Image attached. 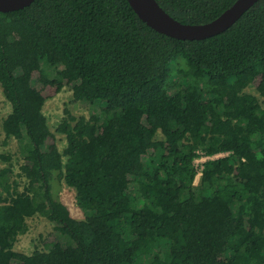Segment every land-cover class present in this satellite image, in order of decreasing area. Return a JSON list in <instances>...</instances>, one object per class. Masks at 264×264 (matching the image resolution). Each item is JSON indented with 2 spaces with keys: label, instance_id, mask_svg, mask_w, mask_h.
Segmentation results:
<instances>
[{
  "label": "trees",
  "instance_id": "1",
  "mask_svg": "<svg viewBox=\"0 0 264 264\" xmlns=\"http://www.w3.org/2000/svg\"><path fill=\"white\" fill-rule=\"evenodd\" d=\"M206 22L235 0H157ZM71 85L53 138L44 88ZM264 0L231 26L180 39L149 26L128 0H33L0 11V86L11 105L0 148V264H264ZM161 133L158 146L154 142ZM199 151L207 158L195 181ZM65 156V160L63 157ZM74 185L85 216L53 193ZM75 183V184H74ZM35 214L58 237L15 249Z\"/></svg>",
  "mask_w": 264,
  "mask_h": 264
},
{
  "label": "rangeland",
  "instance_id": "2",
  "mask_svg": "<svg viewBox=\"0 0 264 264\" xmlns=\"http://www.w3.org/2000/svg\"><path fill=\"white\" fill-rule=\"evenodd\" d=\"M248 91L253 93L257 92L255 85L249 86ZM44 94L46 96V101L43 106V112L47 117L48 125L53 132V138L49 141L48 146H45L46 149H52V147L58 148L60 151L66 146V138L63 133L56 131V126L60 122L61 118L64 116L65 108H69L73 113L79 115L90 116L94 111V105L87 100H75L72 96L71 85L65 84L59 91L46 87L44 88ZM261 103L264 107V97L259 95ZM11 105L9 101L5 98L2 88L0 86V138L4 137L2 131V120L10 112ZM161 140V133L158 134L157 139L155 140V146L159 145ZM17 146L15 140H10L9 143L0 148V152H10L13 155V173L12 178L18 180L21 185L25 179H22L18 176L20 163L23 161L19 153L16 152ZM226 152L218 153L213 157H219L225 155ZM199 156L195 159V164L198 167V170L201 168L204 160L209 158L203 151H199ZM211 158V157H210ZM65 156L63 160H65ZM0 166L2 162L0 161ZM75 184V183H74ZM54 195L60 199L70 210V213L73 217L77 219L84 218L85 214L83 210L78 206L76 201V192L74 185H68L63 179L56 181L53 185ZM28 228L24 233H21L18 236V240L15 244V249L20 250L24 253L30 254L36 248H44L45 241L54 239L58 237V231L54 227V223L51 222L47 217L35 214L28 217Z\"/></svg>",
  "mask_w": 264,
  "mask_h": 264
},
{
  "label": "water",
  "instance_id": "3",
  "mask_svg": "<svg viewBox=\"0 0 264 264\" xmlns=\"http://www.w3.org/2000/svg\"><path fill=\"white\" fill-rule=\"evenodd\" d=\"M33 0H0V11L22 8ZM258 0H235L213 19L191 23L170 15L157 0H128L136 14L149 26L166 35L180 39H201L220 33L231 26Z\"/></svg>",
  "mask_w": 264,
  "mask_h": 264
},
{
  "label": "built area",
  "instance_id": "4",
  "mask_svg": "<svg viewBox=\"0 0 264 264\" xmlns=\"http://www.w3.org/2000/svg\"><path fill=\"white\" fill-rule=\"evenodd\" d=\"M218 154V153H217ZM217 154H214V155H217ZM200 155V154H199ZM206 155V154H205ZM214 155H211V156H209V155H207L209 158L211 157L212 158V156H214ZM218 157V156H217ZM205 161V160H204ZM203 161V162H204ZM196 165V164H195ZM196 167H197V165H196ZM202 167H203V163H202V166H201V168L198 170V167H197V175H196V178H195V181H197V179H198V177H199V175H200V173H201V170H202Z\"/></svg>",
  "mask_w": 264,
  "mask_h": 264
}]
</instances>
